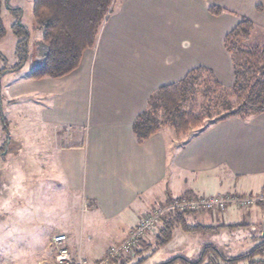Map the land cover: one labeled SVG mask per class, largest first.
I'll return each mask as SVG.
<instances>
[{"label":"crops","instance_id":"1","mask_svg":"<svg viewBox=\"0 0 264 264\" xmlns=\"http://www.w3.org/2000/svg\"><path fill=\"white\" fill-rule=\"evenodd\" d=\"M210 7L221 11L213 15ZM241 18L249 20L255 32L264 33V0H118L95 47L83 53L76 70L40 80L31 79L29 72L3 87V99L11 105L21 99L23 114L29 121L34 117L29 126L36 121L38 127V131H9L17 141H9L4 154L26 150L24 157L41 155H36L33 166L22 160L16 171L22 176L16 177L18 190L10 188L0 198V250L5 251L0 264H57L52 238L58 235L66 237L73 255L87 264H100L147 215L149 219L171 211L176 205L169 201L178 198L187 199L180 206L191 211L182 217L186 226L205 228L204 232L229 240L238 238L242 227L252 229L250 244L238 245L239 253L232 257L259 242L264 226L260 200L264 198V114L208 124L182 140L164 129L138 143L132 130L148 97L181 81L192 69H207L222 86L232 85L224 38ZM223 167L233 181L245 179L244 186L233 185L243 189L241 194L203 198L207 195L203 191L208 193L202 189L206 179L194 174L209 176ZM13 177L10 172L4 178ZM216 178L210 180L216 184ZM176 181L182 184L174 195L171 184ZM46 185H54L58 194L54 213L68 219L46 223L36 217V209L49 207L44 206L51 190ZM19 190L24 192L21 206L10 202ZM243 199L256 201L250 206L230 202ZM219 201L227 202L221 206ZM68 202L76 212L86 214L84 224L72 223ZM19 215L24 217L20 226L14 218ZM204 232H185L177 226L165 246L169 252L178 251L177 257L194 261L201 250L193 248L190 258L179 252L186 245L199 249ZM99 235L105 241L95 253L91 244Z\"/></svg>","mask_w":264,"mask_h":264},{"label":"trees","instance_id":"2","mask_svg":"<svg viewBox=\"0 0 264 264\" xmlns=\"http://www.w3.org/2000/svg\"><path fill=\"white\" fill-rule=\"evenodd\" d=\"M6 1L0 0V39L5 35L1 10ZM116 1L32 0V21L40 33L37 51L41 63L30 71V78H61L76 70L83 53L95 47L100 29ZM9 10L14 18L20 17L18 10ZM220 11L216 7L209 8L213 15H218ZM252 29L253 24L246 18H241L224 38V46L233 69L231 86H222L209 70L195 68L181 81L158 88L148 97L145 109L133 123L136 141L142 143L164 129H170L176 137H180L191 128H203L233 117L245 120L253 115L264 114V45L246 43ZM13 33L20 41L15 49L18 64L11 72L19 70L26 60L28 43V33L21 26L15 24ZM5 72L6 68L0 70V77ZM3 126L6 127L4 119ZM186 200L178 198L169 201V204L182 205L188 203ZM177 209L155 216L160 225L153 243L141 241L138 249L130 255L122 258L120 254L109 259L108 263L120 258L119 264H131L147 248L164 247L177 226L190 233L205 231V228L186 226L182 217L189 216L191 211L185 207ZM257 238L259 242L252 249L236 257L223 255L217 247L207 245L194 261L179 256L160 264H233L237 261L264 264V261H253L256 256L264 258V239L260 236ZM208 251L212 255L206 254Z\"/></svg>","mask_w":264,"mask_h":264},{"label":"rangeland","instance_id":"3","mask_svg":"<svg viewBox=\"0 0 264 264\" xmlns=\"http://www.w3.org/2000/svg\"><path fill=\"white\" fill-rule=\"evenodd\" d=\"M116 3L113 4L112 7H114ZM10 8L19 11L20 17L18 19L14 18V16L11 14V11L9 10ZM1 20L5 28V35L3 38L0 39V70H2L3 68H6V72L2 74V76L0 77V159L4 158L0 161V198H3V195H6V190H10V188L18 190L16 177L21 178L22 176L21 177L18 176L21 174L20 172L17 173L16 171L20 165L24 164L22 160L25 159L26 162H28L29 164H31V166H33L34 164H37L36 155L39 156L41 155V153L40 154L35 153L33 156H29V157H24L23 155V154H27L26 150H24V152L20 155H18L17 153L14 155H12V153H8V155L4 154L5 149L7 145L9 144V141H11L12 144H15L14 142L17 141L15 137H11V138L9 137V134H8L9 131H38V127L36 126V121L32 123V126H29V124L34 119V117H30L31 121H29L28 116L23 114L22 106L20 104L22 100L19 99L18 101L14 102V104L11 105V101H9L8 99L7 100L3 99V96L5 95V93H3L4 90L2 89L4 86L11 84L14 80L28 76L29 72L32 69L38 67L41 62H40L39 52L37 51L39 47L38 43L40 41V33L38 31L37 26L32 21V0H7L4 3V7H2V10H1ZM105 22L103 23V25L105 24ZM15 24H17L18 26H21L26 31V33H28L27 57H26V60L22 63L19 70L11 72V70L14 67H16L18 64V59L15 54V49H16L17 43L20 41V38H18L13 33V26ZM102 28L103 26L101 27V29ZM246 43L249 45L252 44L254 46H263L264 45V33L260 31L255 32L252 29L249 39L247 40ZM3 119L6 123V127L3 126ZM26 123L28 125L25 127ZM201 129L203 128L202 127L191 128L190 130L186 132L185 135L177 137V138H179V140H182L185 137H187L188 134L199 132L201 131ZM36 137L37 136H33L32 138L36 139ZM33 147L35 150H37L36 142H35V145H33ZM8 159H12V163L10 166L8 165ZM32 169L33 168L28 169L30 170V173H32ZM10 172L13 173L14 180H9V179L4 178L5 176L9 175ZM2 175H5V176H2ZM213 175L217 177L216 184L210 180V178ZM194 176L201 177L202 181H204L203 180L204 178L206 179L205 184H203V188H202L203 190L205 189L208 191V193L203 191L205 194H207V195H202L203 198L205 197L206 199L210 197L218 198L221 196H226V194H235V192L241 194L243 189L241 188L238 189L235 187L233 188V185L235 184V185L244 186V184H246L245 179H242V178H239L233 181V177H231L228 170L225 169L224 167L216 169L215 173H213L212 175L209 174V176H204V175H199V174H194ZM173 183L175 184L173 185ZM173 183L171 184V192L174 195H177V192L181 191L180 184H182V181L181 182L176 181ZM46 187L51 188L49 194H46L44 198L45 204H46L44 206L45 207L49 206V207L36 209V214H37L36 217L38 218L41 217V219L43 221H46V223H49L54 220L59 221L60 219H64V217H67V216L64 215L63 217L62 216L59 217L57 214L54 213L55 210H58L57 207H55L57 206V203H58V198H57L58 194L53 189L55 186L46 185ZM23 193L24 192H22V190H19L17 194H14L10 202L12 203L14 201L17 205L20 204L21 206L24 201ZM40 196L42 200L43 195L40 194ZM176 208H178L177 210L183 209V207L178 204H176ZM74 209H75L74 204L71 202H68V205H67L68 211L66 212H68L69 215H72V219H73L72 223L76 222L77 225L80 223L84 224L86 214H84L83 212L81 213L78 211L76 212ZM172 209L173 208H171L170 210L172 211ZM164 211L166 210L161 211L160 214H162ZM241 211L244 214L246 211V208H243ZM222 214H224V212ZM144 216L145 215H143L142 218ZM149 216L150 215H147V220ZM14 218L16 220H19V223L17 225L19 226L22 225V219H24L23 216H20V215L14 216ZM63 221L64 220H62L60 223L63 224ZM0 225H3V224H0ZM159 225H160L159 219H156L153 222L149 223L148 227L143 230V233L141 234L140 238H138L134 244H131L129 248L124 250L123 254H121L122 258L130 255L131 253H133V251H136L138 249V245H139L138 243L141 241L146 242V243H151V242L153 243V239L158 232ZM214 231H216V229ZM131 232L129 231L128 234H130ZM253 233L254 232H252V229H248L247 227L246 228L242 227L240 232L236 234L239 237L238 238L236 237L234 240H229L227 238H224V236L219 237L215 235L217 233H212L213 234L212 235L209 232H204L203 234L204 237H202L201 239L202 243L199 249L197 247H193L192 245L190 246L186 245L185 248L179 253H182L183 256L190 258L191 255L193 254V250H194L193 248H195L196 251L197 250L202 251L203 247L207 245H212V246L217 247L219 251L221 252V254L232 257V255L235 256L239 253V251L235 249L238 245L245 244V243H248V245L250 244L249 242H247V240L252 236ZM1 234L2 233L0 232V235ZM195 234H200V233H195ZM232 235L235 236V233H233ZM254 235H256V233ZM104 241L105 240L99 235L97 239L93 238V241L91 244L92 247L91 246L90 247L93 248L95 253H97L99 250L103 249V247L101 248V246L103 245ZM249 249H251V247L248 248V250ZM4 252L5 251L3 249L0 250V257L2 255L5 256ZM176 254H178V251L169 252V248H167L166 246L158 247L157 249L156 248L154 249V247H150V248H147V250H144L141 253V255L138 256V258L136 257L134 260V263H137L140 258L148 257V259H146L144 263L139 262L137 264H142V263L143 264H147V263L160 264L158 262H161V261L165 262L166 260L172 259L175 256L177 257ZM206 254L212 255V252L208 251V253ZM253 261L254 262L264 261V258L256 256L253 258ZM247 263L248 262H245V261L244 262L237 261L233 264H247Z\"/></svg>","mask_w":264,"mask_h":264},{"label":"built area","instance_id":"4","mask_svg":"<svg viewBox=\"0 0 264 264\" xmlns=\"http://www.w3.org/2000/svg\"><path fill=\"white\" fill-rule=\"evenodd\" d=\"M260 200L264 201V198H260ZM256 199H243V200H231L230 202L235 203H242L244 205L250 206L252 203H254ZM227 201H219L218 204L221 206L226 203ZM264 210V207H263ZM156 220V217H150L148 220H146L144 223H141L133 232L130 233L128 238L123 242V244L118 247L117 249H114L110 251L106 258L100 263L105 264L108 262L109 259H112L113 257H117L120 254H123L124 250L129 248L131 244H134L135 241L140 238L141 234L143 233V230L148 227L149 223ZM66 237L64 235H58L56 237L52 238V243L55 249V261L57 264H87L86 260L79 256V255H73L70 250L65 245Z\"/></svg>","mask_w":264,"mask_h":264},{"label":"water","instance_id":"5","mask_svg":"<svg viewBox=\"0 0 264 264\" xmlns=\"http://www.w3.org/2000/svg\"><path fill=\"white\" fill-rule=\"evenodd\" d=\"M262 234H261V237L264 239V226L262 227Z\"/></svg>","mask_w":264,"mask_h":264}]
</instances>
